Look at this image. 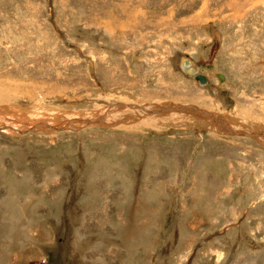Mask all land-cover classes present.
<instances>
[{
	"label": "rangeland",
	"instance_id": "374dc122",
	"mask_svg": "<svg viewBox=\"0 0 264 264\" xmlns=\"http://www.w3.org/2000/svg\"><path fill=\"white\" fill-rule=\"evenodd\" d=\"M0 121V264H264V0H0Z\"/></svg>",
	"mask_w": 264,
	"mask_h": 264
},
{
	"label": "bare ground",
	"instance_id": "6f19581e",
	"mask_svg": "<svg viewBox=\"0 0 264 264\" xmlns=\"http://www.w3.org/2000/svg\"><path fill=\"white\" fill-rule=\"evenodd\" d=\"M185 68H187V66L185 67ZM191 73H192V71H191ZM186 75H189V73L187 74L186 73ZM199 75V74H198ZM205 76V75H204ZM218 79H219V81H224V78L220 75V74H216L215 75ZM206 77V76H205ZM207 83V79L205 78V84ZM205 86V85H204ZM45 105V104H44ZM41 106V105H40ZM170 105H167V104H165V105H156V106H150V107H146L145 109H143V108H139V109H137V108H135V106L134 107H132L131 108V110H133L131 113H132V115H133V117L134 118H140V119H143V121H147L148 123H153V122H155L156 120H158L159 119V117H158V114L159 115H164V116H168L169 114H174V115H176V114H178V112L179 111H182L183 109L184 110H187L188 109V111L189 110H194L195 109V107H193V106H187V105H181L182 106V108H180V106H171V107H169ZM41 108H49V107H47V106H41ZM40 108V110H39V114L40 115H43L44 114V112H43V109H41ZM120 108V107H119ZM123 108H125V107H123ZM128 108V107H127ZM121 109V108H120ZM123 110V109H122ZM183 110V111H184ZM16 111V110H15ZM55 111V110H54ZM188 111H187V113H188ZM57 112V111H56ZM134 112V113H133ZM190 112V111H189ZM31 113V112H30ZM29 113V114H30ZM48 113V112H47ZM54 113V112H53ZM102 113H104V111L102 112ZM28 114V115H29ZM20 116H23V117H26L25 116V114H19ZM131 115V114H130ZM191 115H193V114H191ZM204 113L203 112H199V114L198 115H196V117L198 118V119H201L199 116H202L203 118H204ZM48 116V115H47ZM195 116V115H194ZM70 117V116H69ZM98 117V116H97ZM100 117V116H99ZM116 117V116H115ZM178 117H181V116H178ZM210 117V116H209ZM96 117H94V118H92V119H95ZM131 118V117H130ZM224 118H228V119H226L227 121H231V123H233V124H235L236 122H235V120H234V118H232V117H230L229 115H226L225 117L224 116H222L221 117V115L219 116V118L218 119H216L214 116H213V118L212 117H210V119H211V123H215V126H216V128H215V132H220V133H223V134H226V135H242V136H248V135H250L251 133H245V134H242V133H239L238 131H237V129H236V133H232L233 131L231 130V128H230V126H231V123L230 124H227L226 122H225V120H224ZM37 119V118H36ZM55 119V118H54ZM209 119V120H210ZM234 121H233V120ZM57 120V119H56ZM73 120V122L72 123H69L68 125H66V129H73V128H77V127H79V126H82L83 124H82V120H85V119H78V121H80L79 123L80 124H82V125H80V124H77V125H75L76 123H74L75 121H74V119H72ZM107 121V120H112V118L109 116V115H106L105 116V118L101 121V125H105L106 123L104 122V121ZM115 120V119H114ZM201 120H203V119H201ZM3 121V120H2ZM2 121H0V124L1 125H3V127H2V129H4V130H9V131H11L12 129H11V127L9 126V124H4ZM42 122H31L27 127L28 128H32V129H30V130H33V129H37V128H39L40 127V125H42V124H44L45 125V127L46 128H48V126H50V127H52V125H50L49 123H52V124H56V126H58V123L57 122H55V121H53V122H51V121H49L46 117H43L42 118V120H41ZM58 121V120H57ZM116 121V120H115ZM117 121H119V120H117ZM233 121V122H232ZM5 122V121H4ZM88 122V120H86L85 121V123H87ZM6 123V122H5ZM210 124V123H209ZM220 124V125H219ZM60 125V124H59ZM211 126V125H210ZM248 126V125H247ZM27 127H23L24 129L25 128H27ZM64 127V126H63ZM23 128H22V130H23ZM212 128H213V126H212ZM65 129V128H64ZM17 130V129H16ZM26 131V130H25ZM19 133V132H18ZM257 133H259V131L257 132V131H255L254 132V134H257ZM263 136H264V134H262ZM261 138V137H260ZM257 139V138H256ZM260 142V141H259ZM262 143L264 144V139L262 140Z\"/></svg>",
	"mask_w": 264,
	"mask_h": 264
},
{
	"label": "water",
	"instance_id": "95a60500",
	"mask_svg": "<svg viewBox=\"0 0 264 264\" xmlns=\"http://www.w3.org/2000/svg\"><path fill=\"white\" fill-rule=\"evenodd\" d=\"M184 65H185V67L187 66L186 63H184ZM184 65H183V67H182L183 70L185 69ZM192 79L195 80V81H197V83H198L199 85H204V84H205V77L202 76V75H193V76H192ZM226 119H227V118H226Z\"/></svg>",
	"mask_w": 264,
	"mask_h": 264
}]
</instances>
